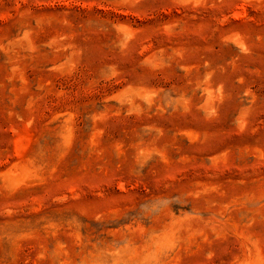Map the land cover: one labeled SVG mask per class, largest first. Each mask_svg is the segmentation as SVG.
Segmentation results:
<instances>
[{"label": "rangeland", "instance_id": "rangeland-1", "mask_svg": "<svg viewBox=\"0 0 264 264\" xmlns=\"http://www.w3.org/2000/svg\"><path fill=\"white\" fill-rule=\"evenodd\" d=\"M0 264H264V0H0Z\"/></svg>", "mask_w": 264, "mask_h": 264}]
</instances>
